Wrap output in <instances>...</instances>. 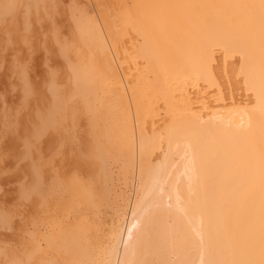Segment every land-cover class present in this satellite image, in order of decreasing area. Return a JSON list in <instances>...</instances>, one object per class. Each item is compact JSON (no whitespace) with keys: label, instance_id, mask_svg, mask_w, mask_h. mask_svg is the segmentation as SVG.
Listing matches in <instances>:
<instances>
[{"label":"snow or ice","instance_id":"snow-or-ice-1","mask_svg":"<svg viewBox=\"0 0 264 264\" xmlns=\"http://www.w3.org/2000/svg\"><path fill=\"white\" fill-rule=\"evenodd\" d=\"M13 7L9 4L4 15ZM30 7H35L37 14L43 9L56 46L61 53L71 50L76 58L75 62L68 60L65 106L73 125L83 108L93 144L88 151L74 152L66 163L79 167L90 159L97 164L96 176L85 182L74 175L61 189H77L86 194V201L73 195L67 207L57 209L63 213L60 220L70 222L79 215L75 231L87 223L86 213L98 201L97 179L111 187L117 172L122 177L130 174L135 189L131 148L138 130L142 174L148 176L136 192L134 207L131 194L124 192L129 200V209H122L125 227L113 228L110 247L97 252L98 258L72 264H113V254L114 264H264V0H101L92 7L52 0ZM61 9L67 15L71 10V29H64L62 38L57 31V17L64 14ZM37 39L32 36L25 43ZM39 39L46 43L48 34ZM114 50L121 61L116 67ZM220 56L225 67L239 57L233 94L236 90L241 95L255 93L254 104L244 110L258 122L259 143L252 148L243 175L234 163L241 162L243 156L236 153L227 134L206 128L194 110L197 94L206 97L208 87L214 90L217 85ZM125 64L129 68L135 65L136 74L121 92L123 78L117 77ZM17 71L27 93V65H19ZM161 76L169 87L150 86L149 82ZM106 113L119 116L123 138L115 136L112 122L105 120ZM180 153L182 179L177 178L179 166L169 171L173 157ZM144 163H148L146 169ZM253 204L258 247L252 242L253 228L245 224ZM193 249L197 261L185 258ZM47 264L57 261L51 259Z\"/></svg>","mask_w":264,"mask_h":264},{"label":"bare ground","instance_id":"bare-ground-1","mask_svg":"<svg viewBox=\"0 0 264 264\" xmlns=\"http://www.w3.org/2000/svg\"><path fill=\"white\" fill-rule=\"evenodd\" d=\"M51 2L52 0H0V24H6L2 29L4 33L0 34V47L2 55L6 53L9 57L0 58V65H2L0 68L5 67L6 69L3 68L2 72H6L7 76L11 75L9 78L11 83L8 85L7 82L6 85L16 90L15 94L19 92L20 95L18 96L17 93L16 96L19 97L22 107L18 99L9 97L10 91L13 92L12 89L9 90L8 96L6 95L7 98L11 101L17 100L15 106H20L19 111L15 110L19 112L18 118L21 113L24 114L23 117L21 115L20 120L10 116L11 122H9L5 115L6 111L4 113L10 126H12V120L13 122L17 120L14 128L18 129L17 135L20 138L17 140L7 135L9 140L7 137L3 139L7 141H4L6 144H0V176L2 175L0 182L5 180L3 175L14 174L6 179L7 181L14 179L13 182L10 180L11 182L5 183L8 187L5 189L8 191L5 192L3 187H0L1 194L5 196V199L10 200V203H5L7 200L3 201L2 196L0 198V264H15L17 261L26 264L29 259L31 264H47L51 259L56 260L57 264H72L73 261H91L98 258L95 255L97 252L110 247L113 228L123 230L125 227L122 209H129V200L124 198V192L131 194V206L134 207L136 192L140 190L141 184L148 180V176L142 174L138 130L136 143L131 148L135 189L133 177L130 174L122 177L120 172H117L111 187L107 186L103 180L97 179L98 201L94 209L87 211L85 217L87 223L82 225L79 231H75L74 229L80 223L79 215H74L70 222L60 220L63 213L57 212V209L67 207L73 195L80 197L82 202L86 201V194L77 189L67 192L61 189L68 186V182L74 175L85 182L96 176L97 164L90 159H86L79 167L66 163L72 159L74 152L90 150L93 138L89 131L88 117L83 108L80 109V115L73 125L65 106L68 96V60L75 62L76 58L71 50L61 53L56 46L43 9L41 8L37 14L36 8L30 7L38 3ZM73 2L88 4L92 7L101 0H56L57 4ZM143 2H179V0H143ZM215 2H229V0H215ZM9 4L14 7L9 9L5 16V9ZM70 12L71 10L67 15L65 10L61 9V13L64 14L57 17V31L60 32L61 38L65 35L64 29H71ZM29 25L30 31H27ZM45 33L48 34L46 43L39 39ZM32 36L38 39L25 43V40H30ZM114 55L116 63L113 67H116L121 63L120 53L114 50ZM238 61L239 57L235 61L230 60L225 67L224 58L219 57L216 67L217 85L214 90L211 85L208 87L206 97L203 93L197 94L199 99L195 101L194 110L201 115L206 128L219 129L227 134V139L234 145L236 153H241L243 156L241 162L238 160L234 162L238 167V174L243 175L250 162L251 150L259 143V134L257 120L244 110L251 108L254 104L255 93L245 91L241 95L240 91L236 90L233 94V73H239ZM19 65H27L26 83L29 88L27 93L25 81L20 78L17 71ZM37 68H39V74H37ZM135 74V65L129 68L125 64L120 68L117 79L123 78L120 85L121 92L124 91V85H128L129 78ZM3 81L6 82V80ZM149 83L150 86H158L161 89L169 87L163 76ZM2 84L5 87L4 83ZM8 86H6L7 89H10ZM0 87L2 88V85ZM131 95L132 92L129 89L128 96ZM11 101L8 100L12 103ZM2 103L0 111L3 109ZM10 103L4 106L7 108L10 105L12 108L14 104ZM127 103L126 97L125 104ZM15 106H13L14 109H16ZM7 109L10 112L13 111L10 107ZM132 111L135 112L134 103ZM8 112L6 114L10 115ZM15 113L11 114L15 115ZM2 118L4 119L3 115ZM105 120L112 122L115 136L118 139L123 138L119 116L113 113L110 117L106 113ZM245 133L248 138H245ZM128 143L131 144V141L129 140ZM158 151L157 148L156 152ZM156 152L152 155H156ZM175 152L174 145L173 153ZM182 155L183 153H180L173 157V168L169 169L172 171L179 166L177 178L180 179L182 177L179 174L184 170L181 163ZM147 159L151 162L152 157L149 156ZM143 167L146 169L148 163H144ZM9 168L11 171L8 170ZM165 202L167 203V196H165ZM17 208L22 209L21 215ZM256 218L257 210L253 204L249 208L245 224L253 228L252 242L258 247L259 232L255 227ZM128 221H131V211H128ZM164 223L165 221L161 222L162 228ZM205 223L207 224V220ZM115 258L113 254L111 256L113 264ZM120 258L123 259L122 252ZM185 258L190 261L198 259L194 249Z\"/></svg>","mask_w":264,"mask_h":264},{"label":"rangeland","instance_id":"rangeland-1","mask_svg":"<svg viewBox=\"0 0 264 264\" xmlns=\"http://www.w3.org/2000/svg\"><path fill=\"white\" fill-rule=\"evenodd\" d=\"M5 25H6L5 23L0 24V34H3V33H4V31H2V29H3V27H5ZM3 52H4V51H3ZM6 57H7V56H6V53H4V54L2 55V49H1V47H0V58H6ZM7 58H9V57H7ZM3 66H4V65H3ZM0 67H2V65H0ZM3 68H5V67H3ZM3 68H0V69H1L0 73H2V74H0V75H1V77H0V86L2 85V88L0 87V104H1V102H3V103H4V102H7L6 104H5V103H4V104H5V105H8V103H10V102H8V100L11 101L10 98L14 97L13 99H18V98H19L18 96H19L20 94H19V92L17 91L18 96H16V94H17V93L15 94L16 90H13L12 87H9V86H8V85H10V83H11V82H10V79H9L11 75L9 74L10 76H7V74H5L6 72H2V71H3ZM5 69H6V68H5ZM7 73H8V72H7ZM2 78H3V79H2ZM5 78H8V79H5ZM1 79H2V80H1ZM3 80H6V82L3 81ZM11 80H13V79H11ZM7 82H8V83H7ZM2 83H4L5 87L3 86ZM6 83H7L8 85H6ZM6 86H8L10 89H7ZM3 88H4V90H3ZM11 89L13 90V92L11 93V91H10V94H9V90H11ZM1 90H3V91L1 92ZM14 91H15V92H14ZM4 92H5L6 94L3 95ZM7 94H9V97H10V96H12V97H10V98L8 99V98H7V96H8ZM13 94H14V96H13ZM6 95H7V96H6ZM5 96H6V97H5ZM3 97H5L6 99L4 98V100H3ZM1 99H2V101H1ZM18 100H19V99H18ZM15 101L17 102V100H12V101H11V102L14 104L13 106L16 105V104H15ZM19 101H20V100H19ZM3 103H2V107H1V108H3V109H2V111H0V115H1V113L3 112L2 115L4 116V119L2 118V115H1V118H0V119H2V120H0V122L2 121V122L0 123V125H1V126H0V127H1V128H0V144H1V145H2V144H3V145L6 144L5 142H7V141H5V140H3V139H5V137H7V135L12 136V138H14V139L19 140L20 136L17 135V133H18L19 131H18V129L14 128V127H16V125H17V124H16V121H17V120L15 119V122H13L14 120H12V126H10V123H8L7 120L10 118V116H12L11 118H13V117L15 116L17 119L20 120V119L23 117V115H24V114L21 113L22 117H21V115H20V118H18V117H19V112H17V111H19L18 108L22 105V104H21V101L18 102L19 105L21 104L20 106H19L18 104H17L18 106H15L16 109H14L13 106H12V108H11L10 105L7 107V108L10 107L11 110L13 109L12 112H10V111L4 106ZM12 103H10V104H12ZM0 106H1V105H0ZM21 107H22V106H21ZM4 108H5V109H4ZM17 109H18V110H17ZM23 109H24V108H22V110H23ZM0 110H1V109H0ZM7 110H8L9 112H8ZM15 110H17V111H15ZM20 110H21V108H20ZM5 111H6V113H7V112L10 113V115H9V114H6ZM14 111H15L16 113H18V114H16ZM24 111H25V110H24ZM20 112H21V111H20ZM4 113H5V115H6V118H8V119L5 118ZM11 113H15V115H14V114H11ZM16 115H17V116H16ZM13 119H14V118H13ZM19 120H18V121H19ZM9 122H11L10 119H9ZM14 124H16V125H14ZM12 127H13V128H12ZM8 133H9V134H8ZM9 136H8V137H9ZM8 137H7V139L9 140ZM7 139H6V140H7ZM4 141H5V142H4ZM11 169H12V171L14 170L13 168H11ZM8 170H10V168H9ZM10 171H11V170H10ZM13 172H14V171H13ZM12 175H14V174H12ZM12 175L9 173V175H3V177H4L5 180H6V179H8V176H12ZM6 176H7V177H6ZM0 178H2V175L0 176ZM5 180H4V182L1 181V182H3L4 186H3V184H2V186H0V187H3L2 189H4V191L6 192V191H8V189L6 190L5 188H8V187L5 186V183H6V182L9 183V181H10L11 179H9V181H7V180L5 181ZM11 181L13 182L14 179L11 180ZM11 181H10V182H11ZM1 182H0V185H1ZM0 189H1V188H0ZM2 193H3V190H2ZM1 196H2L3 201H6V200L9 201V202L6 201L5 203H10V200H8L7 198L5 199V196L2 195V194H1V191H0V198H1ZM3 196H4V198H3ZM11 202H12V201H11ZM9 206H10V205H8V207H9ZM10 208H12V206H10ZM13 208H15V207L13 206ZM21 210H22V209L19 210V209L17 208V211L20 213V215H21Z\"/></svg>","mask_w":264,"mask_h":264}]
</instances>
